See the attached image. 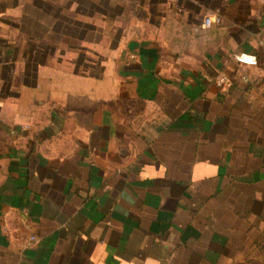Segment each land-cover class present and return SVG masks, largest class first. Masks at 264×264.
I'll use <instances>...</instances> for the list:
<instances>
[{"label":"crops","instance_id":"0c3cea01","mask_svg":"<svg viewBox=\"0 0 264 264\" xmlns=\"http://www.w3.org/2000/svg\"><path fill=\"white\" fill-rule=\"evenodd\" d=\"M0 264H264V3L0 0Z\"/></svg>","mask_w":264,"mask_h":264},{"label":"built area","instance_id":"2783aa9c","mask_svg":"<svg viewBox=\"0 0 264 264\" xmlns=\"http://www.w3.org/2000/svg\"><path fill=\"white\" fill-rule=\"evenodd\" d=\"M262 3H264V0H258ZM222 22V18L219 15H207L204 20L202 26L205 28H212L216 25H219ZM235 59L242 64L250 65V66H256L258 65V58L255 54L249 53V52H241L236 54ZM230 82L229 77L225 73H221L217 78V84L219 86H224L227 83ZM31 239H34L32 237Z\"/></svg>","mask_w":264,"mask_h":264}]
</instances>
